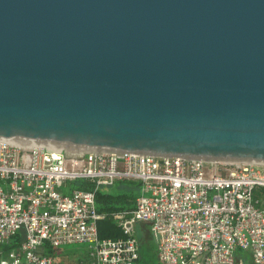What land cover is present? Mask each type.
I'll use <instances>...</instances> for the list:
<instances>
[{
  "label": "water",
  "instance_id": "95a60500",
  "mask_svg": "<svg viewBox=\"0 0 264 264\" xmlns=\"http://www.w3.org/2000/svg\"><path fill=\"white\" fill-rule=\"evenodd\" d=\"M0 142L264 162V0H0Z\"/></svg>",
  "mask_w": 264,
  "mask_h": 264
},
{
  "label": "built area",
  "instance_id": "2783aa9c",
  "mask_svg": "<svg viewBox=\"0 0 264 264\" xmlns=\"http://www.w3.org/2000/svg\"><path fill=\"white\" fill-rule=\"evenodd\" d=\"M118 180L139 182L134 205L99 211L97 191ZM105 218L121 236L99 235ZM140 222L162 264H235L238 250L264 264V162L0 142V264H53L46 248L75 243L94 264H136Z\"/></svg>",
  "mask_w": 264,
  "mask_h": 264
},
{
  "label": "trees",
  "instance_id": "16d2710c",
  "mask_svg": "<svg viewBox=\"0 0 264 264\" xmlns=\"http://www.w3.org/2000/svg\"><path fill=\"white\" fill-rule=\"evenodd\" d=\"M138 185V184H137ZM133 187V186H132ZM137 187V186H136ZM133 190V188L129 189ZM135 198H130L126 192L123 193H103L100 190L96 193V206L99 211H115L125 208H131ZM137 224L139 239V258L136 264H162L158 257L156 247L152 246L153 234L147 224L140 222ZM98 231L101 237H119L121 230L116 222L111 218H105L98 223ZM48 252L50 250L48 249ZM238 255V253H237Z\"/></svg>",
  "mask_w": 264,
  "mask_h": 264
},
{
  "label": "rangeland",
  "instance_id": "374dc122",
  "mask_svg": "<svg viewBox=\"0 0 264 264\" xmlns=\"http://www.w3.org/2000/svg\"><path fill=\"white\" fill-rule=\"evenodd\" d=\"M67 152L74 153V152H78V151L67 150ZM82 182H83V180L73 181V183H82ZM138 187H139V182L138 181L118 180L113 185H110V186H101L99 188V190L101 192H103V193H114V194L115 193H123V192H126L130 198H136L140 194V192L138 190ZM131 188H133V190H129ZM139 224H141V223H139ZM147 226L149 228V225L148 224H147ZM159 237H160V235H159ZM156 243H157V241H156L155 237H152V246L153 247L154 246L156 247ZM66 246H68L69 248H73V247L78 248L79 247L80 249H82L84 251L85 255H88L87 245L86 244H77V243H75V244H67ZM63 247H65V246H63ZM237 253L240 254V255H237L236 256L237 262L235 264H238V262L240 260H243L241 258L242 257L241 255H243V254H245L246 256L249 255L247 251H242V250H238ZM86 257H88V256H86ZM72 259H75L74 256L73 257L71 256L70 259H69L70 261H68L66 264H73L74 261H72ZM247 261H249V259H247ZM85 264H90V263L88 262V263H85ZM247 264H249V263H247Z\"/></svg>",
  "mask_w": 264,
  "mask_h": 264
},
{
  "label": "crops",
  "instance_id": "0c3cea01",
  "mask_svg": "<svg viewBox=\"0 0 264 264\" xmlns=\"http://www.w3.org/2000/svg\"><path fill=\"white\" fill-rule=\"evenodd\" d=\"M65 247H60V248H46V253L51 256L53 264H66L68 261H70V257L74 256L75 259H72V261H74L73 264H85V263H90V264H94L91 257L89 255H85L84 251L82 249H80L79 247H73V248H69L68 246L64 245ZM48 249L50 250V252H48ZM248 252V251H247ZM248 256H246L245 254L241 255L243 260L242 261L243 264H253L252 260H251V256L250 253L248 252ZM240 255V254H238ZM88 256V257H86ZM89 260H88V259ZM247 259H249V261H247Z\"/></svg>",
  "mask_w": 264,
  "mask_h": 264
},
{
  "label": "bare ground",
  "instance_id": "6f19581e",
  "mask_svg": "<svg viewBox=\"0 0 264 264\" xmlns=\"http://www.w3.org/2000/svg\"><path fill=\"white\" fill-rule=\"evenodd\" d=\"M73 151H80V150H73Z\"/></svg>",
  "mask_w": 264,
  "mask_h": 264
}]
</instances>
